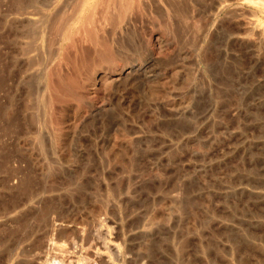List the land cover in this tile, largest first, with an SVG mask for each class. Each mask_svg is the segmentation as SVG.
Masks as SVG:
<instances>
[{
  "label": "rangeland",
  "instance_id": "rangeland-1",
  "mask_svg": "<svg viewBox=\"0 0 264 264\" xmlns=\"http://www.w3.org/2000/svg\"><path fill=\"white\" fill-rule=\"evenodd\" d=\"M54 260L264 264V0H0V264Z\"/></svg>",
  "mask_w": 264,
  "mask_h": 264
},
{
  "label": "built area",
  "instance_id": "built-area-1",
  "mask_svg": "<svg viewBox=\"0 0 264 264\" xmlns=\"http://www.w3.org/2000/svg\"><path fill=\"white\" fill-rule=\"evenodd\" d=\"M51 264H61V263L59 261H57V260H54V261L51 262Z\"/></svg>",
  "mask_w": 264,
  "mask_h": 264
},
{
  "label": "bare ground",
  "instance_id": "bare-ground-1",
  "mask_svg": "<svg viewBox=\"0 0 264 264\" xmlns=\"http://www.w3.org/2000/svg\"><path fill=\"white\" fill-rule=\"evenodd\" d=\"M183 12V11H182ZM52 262V261H51Z\"/></svg>",
  "mask_w": 264,
  "mask_h": 264
}]
</instances>
